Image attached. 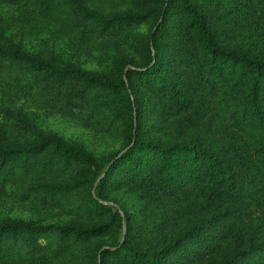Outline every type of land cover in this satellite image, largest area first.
Segmentation results:
<instances>
[{"label":"trees","instance_id":"trees-1","mask_svg":"<svg viewBox=\"0 0 264 264\" xmlns=\"http://www.w3.org/2000/svg\"><path fill=\"white\" fill-rule=\"evenodd\" d=\"M258 27L264 0H0V199L72 217L0 219V264H264ZM23 96L119 148L43 131Z\"/></svg>","mask_w":264,"mask_h":264},{"label":"rangeland","instance_id":"rangeland-1","mask_svg":"<svg viewBox=\"0 0 264 264\" xmlns=\"http://www.w3.org/2000/svg\"><path fill=\"white\" fill-rule=\"evenodd\" d=\"M256 30L260 32L264 28L258 27ZM252 35L258 36L256 31ZM243 41L248 42L246 38H243ZM83 67L86 69L95 68L87 60L83 63ZM20 104L26 112L30 113L31 111L34 113L32 116L33 121L40 129L56 134L69 144L83 145L97 159H101L106 154L119 148L118 143L100 137L93 131L80 126L71 118L62 117L48 111L34 110L24 96L19 101L18 105ZM112 197L118 205H122L128 211L137 214V216L142 212H149L160 208L157 202L150 196H146L140 190L133 188L126 187L119 189L112 193ZM2 218L37 219L46 222H63L72 219L70 215H66L64 212L47 205L30 201L15 202L8 198L0 199V219Z\"/></svg>","mask_w":264,"mask_h":264}]
</instances>
